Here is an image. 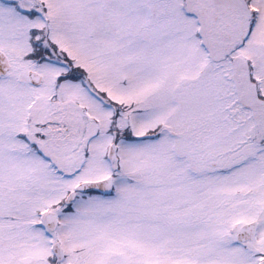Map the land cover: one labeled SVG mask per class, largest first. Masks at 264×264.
<instances>
[{
  "label": "snow or ice",
  "instance_id": "snow-or-ice-1",
  "mask_svg": "<svg viewBox=\"0 0 264 264\" xmlns=\"http://www.w3.org/2000/svg\"><path fill=\"white\" fill-rule=\"evenodd\" d=\"M0 264H264V0H0Z\"/></svg>",
  "mask_w": 264,
  "mask_h": 264
}]
</instances>
